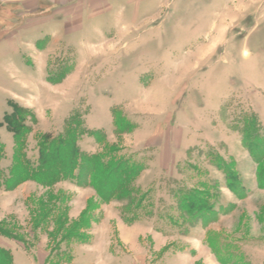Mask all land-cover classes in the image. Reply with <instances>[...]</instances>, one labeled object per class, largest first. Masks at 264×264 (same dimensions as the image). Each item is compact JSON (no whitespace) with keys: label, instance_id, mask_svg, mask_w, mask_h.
<instances>
[{"label":"rangeland","instance_id":"rangeland-1","mask_svg":"<svg viewBox=\"0 0 264 264\" xmlns=\"http://www.w3.org/2000/svg\"><path fill=\"white\" fill-rule=\"evenodd\" d=\"M108 1L0 0V166L15 150L5 114L21 112L31 158L40 136L78 114L98 134L80 136L84 153L143 158L141 216L102 200L84 172L51 186L27 180L0 189V246L40 258L47 249L60 264L72 254L79 264H224L208 241L217 233L241 262L264 264V177L241 133L254 117L264 134L262 0H148L136 16L135 0ZM178 187L209 189L214 212L172 226Z\"/></svg>","mask_w":264,"mask_h":264},{"label":"trees","instance_id":"trees-1","mask_svg":"<svg viewBox=\"0 0 264 264\" xmlns=\"http://www.w3.org/2000/svg\"><path fill=\"white\" fill-rule=\"evenodd\" d=\"M20 114L21 112H19ZM19 115L18 113L16 115L5 114V124L13 134L15 150L12 165L8 169L0 166V189L11 190L27 180H33L44 186H51L61 180H76L84 172L86 179L90 181V185L93 186L102 200H122L125 202L124 210L134 215L132 221L140 218L141 215L138 211L141 209L140 204L143 201V196H139L140 187L135 186L134 181L145 167L143 158H137L132 154H122L120 153L121 150L113 148H106L100 153H84L77 144L80 136L98 134L91 129H85L78 114L71 115L70 120L65 123L63 131L57 134L45 133L40 136L36 145L37 156L28 157L26 154V135L30 132V128L25 125L21 115ZM115 123L117 124V121ZM116 128V131H121L119 124ZM241 133L244 146L251 151L254 159L258 161V177L262 178L264 177V155H262L264 134L259 131V124L254 117L246 119ZM3 155V145L0 144V160ZM212 159H214L213 164H216L220 169L225 168L224 161L220 156L215 154ZM78 167L80 173L75 172ZM225 175L229 178V185L232 188L237 191L242 188L239 181L236 180V175L229 170L226 171ZM202 185L204 187V182ZM196 189L199 188L196 187ZM195 192L184 187H178L171 191L175 202L172 205H167L169 212L166 218L172 226L180 227L184 222L193 220L194 217L203 219L214 212L216 202L211 203L210 201L212 198L211 191L207 189L202 192L199 189L197 193ZM129 208L132 211L127 210ZM174 210L178 212L176 216L172 214ZM42 218L44 219L45 216ZM0 234L9 236L2 225H0ZM208 241L219 261L224 264L243 263L230 251L229 244L220 242L219 234H211ZM25 247L27 248V246ZM51 262H55V260L51 259ZM11 263V251L0 246V264Z\"/></svg>","mask_w":264,"mask_h":264},{"label":"crops","instance_id":"crops-1","mask_svg":"<svg viewBox=\"0 0 264 264\" xmlns=\"http://www.w3.org/2000/svg\"><path fill=\"white\" fill-rule=\"evenodd\" d=\"M125 1V3H126V5H128V1H130V0H124ZM148 0H138V1H134L133 2V4H130V5H132V9L134 10L133 12H134V15L136 16L137 14H138V12H139V10H140V8H141V5H143V2L144 3H146ZM216 1V0H215ZM106 2L108 3L109 1L108 0H106ZM235 2V0H229V1H227V0H225V3H223L224 4V6L227 8L229 5H231V4H233ZM262 2H263V4H264V0H262ZM215 5V6H214ZM126 7V6H125ZM124 7V8H125ZM212 7H214L215 8V12L216 13H220V14H222L223 12L221 11L222 10V8H220V6H219V3H217V2H215V3H213L212 4ZM123 8V9H124ZM225 8V9H226ZM260 8H256L255 9V12L254 13H258L259 15H261V12H260ZM91 11H93L92 9H91ZM90 11V12H91ZM251 14H252V12H251ZM263 15H264V11H263ZM221 25V23H220V18H219V20L216 22V20L212 23L213 25ZM230 25V24H229ZM222 26V25H221ZM220 29H222V28H220ZM225 29H227V28H225ZM27 249V248H26ZM78 251V250H77ZM17 252H20L21 253V255H19L18 256V259L16 260V258H17ZM37 252H38V254H33V253H30V251L29 250H21V249H16V251H12L11 252V254H12V263L11 264H60V263H56V262H51V259H54V257H56L55 256V254H52V252H50V250L48 251L47 249H45L44 250V255L42 256V258H40V255H39V253H40V251H38L37 250ZM50 253H51V255H50ZM88 253V252H87ZM90 254V253H89ZM30 256H33L32 258H30ZM72 259H71V261H70V259H68V261L67 262H64V263H61V264H79V263H75L74 261H75V259H74V254H72ZM86 256H88L87 254H86ZM57 259V258H56ZM77 259V258H76ZM87 264H89V263H87Z\"/></svg>","mask_w":264,"mask_h":264}]
</instances>
